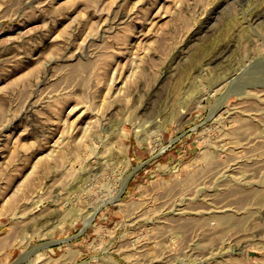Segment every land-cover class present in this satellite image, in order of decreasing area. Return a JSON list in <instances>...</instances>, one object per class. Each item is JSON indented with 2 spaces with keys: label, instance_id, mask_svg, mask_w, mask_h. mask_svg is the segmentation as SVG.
Here are the masks:
<instances>
[{
  "label": "rangeland",
  "instance_id": "1",
  "mask_svg": "<svg viewBox=\"0 0 264 264\" xmlns=\"http://www.w3.org/2000/svg\"><path fill=\"white\" fill-rule=\"evenodd\" d=\"M260 8L0 0V264H264Z\"/></svg>",
  "mask_w": 264,
  "mask_h": 264
},
{
  "label": "crops",
  "instance_id": "2",
  "mask_svg": "<svg viewBox=\"0 0 264 264\" xmlns=\"http://www.w3.org/2000/svg\"><path fill=\"white\" fill-rule=\"evenodd\" d=\"M69 241V240H68ZM79 248H81L79 246ZM59 251V249H57ZM54 255V256H53ZM78 257V246L71 245L64 249L63 253L59 256H55V253H49L48 256H44L38 264H72Z\"/></svg>",
  "mask_w": 264,
  "mask_h": 264
},
{
  "label": "bare ground",
  "instance_id": "3",
  "mask_svg": "<svg viewBox=\"0 0 264 264\" xmlns=\"http://www.w3.org/2000/svg\"><path fill=\"white\" fill-rule=\"evenodd\" d=\"M261 2V1H260ZM263 3V2H262ZM261 9V8H260ZM253 12V11H252ZM255 12V11H254ZM251 14V13H250ZM254 14V13H253ZM261 18H264V8H262L260 11H258V12H256L254 15H253V21L254 22H256V21H258L259 19H261ZM247 22H248V20H247ZM260 22V21H259ZM206 24V23H205ZM227 44V43H226ZM229 45V44H228ZM217 49V48H216ZM226 49L228 50V46H226V47H221V50H220V53L219 54H221L220 56L222 57V55L225 53V52H227L226 51ZM219 50H218V52H219ZM229 52V51H228ZM218 54V53H217ZM217 54H215V56L217 55ZM226 54V53H225ZM212 55V54H211ZM220 56H218V57H220ZM226 57V56H225ZM224 58V57H223ZM223 58H220V59H223ZM214 61H215V59L216 58H212ZM219 61V60H218ZM237 76V75H236ZM232 79V78H231ZM240 79V78H239ZM238 79V80H239ZM229 80V79H228ZM234 81H235V79H234ZM228 84H230V83H228ZM229 87H230V85H229ZM199 189V188H198ZM200 190V189H199ZM211 214V213H210ZM94 216L95 215H93L90 219H89V223L93 220V218H94ZM92 225V224H91Z\"/></svg>",
  "mask_w": 264,
  "mask_h": 264
},
{
  "label": "built area",
  "instance_id": "4",
  "mask_svg": "<svg viewBox=\"0 0 264 264\" xmlns=\"http://www.w3.org/2000/svg\"><path fill=\"white\" fill-rule=\"evenodd\" d=\"M79 238V237H78ZM92 244L96 243V240L93 239V241L91 242ZM81 252V253H80ZM82 254V255H81ZM83 254H85V252H82V249L78 247V257H80V259L77 257V259L72 263V264H84L85 261H82L81 259H83Z\"/></svg>",
  "mask_w": 264,
  "mask_h": 264
}]
</instances>
